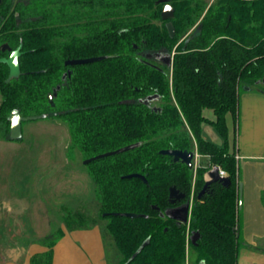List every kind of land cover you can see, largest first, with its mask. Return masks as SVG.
Listing matches in <instances>:
<instances>
[{"label": "trees", "instance_id": "trees-1", "mask_svg": "<svg viewBox=\"0 0 264 264\" xmlns=\"http://www.w3.org/2000/svg\"><path fill=\"white\" fill-rule=\"evenodd\" d=\"M166 3L175 9L173 19H162ZM168 21L175 28L173 37ZM21 43L22 74L7 81L9 67L1 58L11 51L3 47L14 50ZM156 53H174L172 66L149 57ZM91 57L103 58L66 65ZM263 79L264 0H215L209 6L205 0L0 2V135L10 139L9 115L18 109L22 116L45 115L32 121L64 123L71 160L78 153L83 161L136 144L82 163L99 219L114 241L115 264H238L247 243L239 207L240 169L227 117L238 123L242 89L264 91ZM59 85L52 105L49 94ZM205 125L222 144L206 137ZM195 148L204 158L195 174L194 168L161 153ZM213 165L231 183L212 182L199 198ZM132 173L147 182L125 177ZM173 186L185 200L193 197L188 223L162 215L181 203L170 202ZM124 212L143 216L112 214ZM66 223L70 230L90 229L98 220L69 212ZM196 231L200 236L193 244ZM64 233L46 238L49 250L35 255L31 264H52Z\"/></svg>", "mask_w": 264, "mask_h": 264}, {"label": "rangeland", "instance_id": "rangeland-1", "mask_svg": "<svg viewBox=\"0 0 264 264\" xmlns=\"http://www.w3.org/2000/svg\"><path fill=\"white\" fill-rule=\"evenodd\" d=\"M205 2L209 6L215 0ZM7 137L0 135V264H31L35 255L49 250L43 244L46 238L51 240L61 230L68 231L69 212L96 217L102 234L97 239L98 229L81 231L84 240L70 249L67 241L76 233L69 231L54 247L58 258L75 264L87 254L79 246L86 244L96 253L104 243L107 264H115L114 241L104 228L105 222L99 219L93 185L82 165L85 160L81 161L79 153L74 160L68 158L70 134L66 125L61 121L31 120L24 125L18 141ZM200 159L204 158L199 155L194 159V174Z\"/></svg>", "mask_w": 264, "mask_h": 264}, {"label": "crops", "instance_id": "crops-1", "mask_svg": "<svg viewBox=\"0 0 264 264\" xmlns=\"http://www.w3.org/2000/svg\"><path fill=\"white\" fill-rule=\"evenodd\" d=\"M209 115L212 114L209 113ZM227 123L230 147L236 151L240 169L243 235L247 243L240 252L238 264H242L244 253H247L244 264H264V91L255 88L244 89L240 97L238 123H235L232 115H228ZM204 133L206 137L210 136L215 142L223 143L221 137L211 126L205 125ZM95 228L98 229L97 234H99L97 239H100V228L95 226L90 229ZM85 230L89 229L64 231V236H67L69 231L76 233L67 241L70 249L82 243L84 238L80 233ZM89 235L86 232V236L89 237ZM79 247L86 250L87 254L83 260H78L75 264H107L104 243L100 251L96 253L94 250H89L86 244ZM72 263L64 258H58L54 248L52 264Z\"/></svg>", "mask_w": 264, "mask_h": 264}, {"label": "water", "instance_id": "water-1", "mask_svg": "<svg viewBox=\"0 0 264 264\" xmlns=\"http://www.w3.org/2000/svg\"><path fill=\"white\" fill-rule=\"evenodd\" d=\"M165 0H160V2H164ZM1 2V0H0ZM162 19L163 20H170L173 19L175 16V9L174 7L166 3L164 5V8L162 10ZM167 27L170 33V36L173 37L175 35V28L173 26V23L171 21L167 22ZM3 50H10L11 53L8 57H3L1 58V61L6 63L9 67V77L7 81H10L12 78H18L22 74L21 66H20V57L23 53V43H21L16 49L12 50L8 44H5L3 47ZM149 57H155L157 60L161 61L167 66H172L173 64V58L174 54L172 53H156L155 55H149ZM103 57H91V58H82V59H70L66 61V65L69 66H74L77 64H85V63H90L94 62L97 60L102 59ZM71 74V70H69L68 73H65L63 78L66 79L67 75ZM264 82V79H263ZM60 85L57 86V88L54 89L53 94H49V100L52 105H54V100L53 98L57 95V91L60 89ZM156 96H150L148 100H152L156 98ZM40 117H45V115H35V116H22L20 111L18 109H14L10 115H9V121L11 123L10 125V139L15 141L20 139L23 136V127L22 123L24 121H31L38 119ZM136 146V144L128 145L121 147L117 150L114 151H109L104 154H99L97 156H94L92 158L86 159L84 164H88L92 161L98 160L100 158L109 156V155H114L117 153L125 152L130 149H133ZM162 154L170 155L173 157L174 161H182L185 164H187L190 168L194 167V159L196 157V152L195 151H189V150H179V149H166L161 151ZM208 178L206 179V184L204 188L201 190L199 193V198L204 194L206 189L208 188V185L211 184L212 182L220 181L222 182L225 186L229 185L231 183V180L228 176H222L220 174V166L218 165H213L212 168L207 172ZM126 178H133V177H138L143 179L145 182H147V179L144 175L139 174V173H132L129 175L125 176ZM240 190V202H239V207L242 208V183L239 186ZM186 198L185 194L180 192L176 187H171L170 188V202L172 204L176 203L177 201H182ZM191 199H188L185 203H183L180 206L177 207H172L169 208L165 211V213H162V215H167L170 218L176 219L179 222L183 223H188L190 219V214H191ZM109 213H104V215H108ZM114 215H123L127 216L130 218H137L143 216L142 214L138 213H133V212H124V213H112ZM199 232H193V234L190 237V240L193 244L197 243V240L199 239ZM145 243L140 247V249L136 252L141 251ZM135 254V255H136ZM134 255V256H135ZM133 256V257H134Z\"/></svg>", "mask_w": 264, "mask_h": 264}, {"label": "flooded vegetation", "instance_id": "flooded-vegetation-1", "mask_svg": "<svg viewBox=\"0 0 264 264\" xmlns=\"http://www.w3.org/2000/svg\"><path fill=\"white\" fill-rule=\"evenodd\" d=\"M174 54V53H173ZM150 55V54H149ZM161 62V61H160ZM162 63V62H161ZM164 64V63H163ZM195 161V160H194ZM193 161V162H194ZM194 167H195V162H194ZM193 167V168H194ZM207 179V178H206ZM191 199V206L193 205V197L192 198H190ZM188 200V199H187ZM187 200H182V201H177V202H181L179 205H177V206H180V205H182L183 203H185ZM175 204V203H174ZM177 206H174V207H177ZM192 209V208H191Z\"/></svg>", "mask_w": 264, "mask_h": 264}, {"label": "built area", "instance_id": "built-area-1", "mask_svg": "<svg viewBox=\"0 0 264 264\" xmlns=\"http://www.w3.org/2000/svg\"><path fill=\"white\" fill-rule=\"evenodd\" d=\"M198 156H199V155H198V153L196 152V158H195V159H197ZM220 174H221L222 176H226V172H225L224 170H222L221 168H220Z\"/></svg>", "mask_w": 264, "mask_h": 264}]
</instances>
